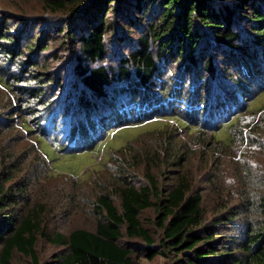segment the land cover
<instances>
[{"label": "trees", "instance_id": "obj_1", "mask_svg": "<svg viewBox=\"0 0 264 264\" xmlns=\"http://www.w3.org/2000/svg\"><path fill=\"white\" fill-rule=\"evenodd\" d=\"M40 2L47 12L56 14L64 11L66 15L69 14L66 21H60L58 25L39 24L36 28H31L35 26L32 22L29 29L26 27L27 20L21 19L24 27L13 25L18 26L13 34L7 31L9 27L0 31L3 61L15 56V59L21 60V55L28 57L21 61L23 63L15 65L19 66L18 74L3 77L0 73V88L8 90V93L15 89L13 97L16 101L19 96H40V101H36L46 106L47 96L45 90L40 91L39 84L49 75L47 71L51 64L57 62V71L54 72L57 76L49 79L47 85L54 82L60 88L62 78L64 81L71 78L76 80L82 88L80 97L76 99V106L79 107L76 111L79 113L85 109L86 115L93 106L91 99L99 100L109 88L126 83L130 97L134 92L143 93L142 102L153 107L158 103L159 108L156 109H161L167 118L174 117L183 129L186 125L195 124V120L189 116L199 112L206 115L205 120L209 121L213 107L222 109L220 116L213 119L220 118L226 122L230 116L238 117L233 110L240 100L245 101L250 96L245 83L249 84L254 76L264 78V73H259L257 70L260 69L253 67L255 63L264 65V0ZM3 25L1 23L0 28ZM35 29L39 32L32 37L31 32ZM244 29L250 32L246 34L247 39ZM125 31L136 35L132 40L134 45L121 54L117 48L126 37L122 34ZM207 33L208 40L204 41ZM49 42H54L56 48L52 49ZM63 52L72 55L71 61L68 66L59 67L63 63L59 60ZM39 55H42L40 62L37 60ZM229 58L236 64L238 59L251 63L244 68L236 66L238 73L227 78L237 85L229 86L226 91L215 95V100L210 104L205 101L207 97H203L205 91L202 89L198 92L199 87L195 85L185 89L176 84L175 87L170 86L169 91L163 87L159 94L152 92L154 82L159 80L157 78H160L165 65L171 64L172 68L175 65L176 71L182 68L183 73L200 71L211 77L216 73V64L221 62L222 65ZM27 66H30L28 76L34 78L31 82L38 85L15 88L8 78L18 82ZM66 66L69 72H64ZM220 73L227 74L226 71ZM195 77L200 82L205 76L198 74ZM239 77L243 79V84L237 83ZM137 102L138 99L131 98L125 103L121 101V104H116L111 98L103 100L102 105L116 106L117 115L126 116L130 110L123 108ZM163 104L165 107H161ZM156 109H151V113ZM145 110L137 109V112L149 116L150 109ZM35 115L37 113H30L31 117ZM109 120L115 124L122 123L116 116ZM8 121V118H0V129ZM52 121L53 116L50 124ZM20 123L26 132L32 131L27 116L21 117ZM233 124L232 120L226 126ZM164 140H167V136ZM9 165L11 168H8ZM4 166L7 170L3 174H11L15 163L11 161ZM147 178L146 185L137 187L126 182L118 188L119 208L108 195L97 197L94 230L78 228L68 234L44 233L39 228L40 213L31 210L22 214L21 200L10 193L11 187L0 185V264H12L14 253L29 257V264H40L35 251L38 234L51 245L64 248L45 264H140L141 258L151 260L156 256L167 258L171 264H264V192L244 194L232 204L222 201L208 212L201 191L193 190L187 176L181 174L176 179L169 178L164 188L152 175H147ZM149 208L157 211L152 224L159 232L158 241L156 231L144 226L140 219L141 213Z\"/></svg>", "mask_w": 264, "mask_h": 264}, {"label": "rangeland", "instance_id": "obj_2", "mask_svg": "<svg viewBox=\"0 0 264 264\" xmlns=\"http://www.w3.org/2000/svg\"><path fill=\"white\" fill-rule=\"evenodd\" d=\"M68 15L64 11L56 14L45 11L40 0H0V24H4L0 31L9 27L7 31L13 34L18 28L13 25L24 27L21 19L27 20L26 27L29 29V23L32 22L35 26L31 28L46 23L58 25L60 21H66ZM38 32V29L31 32L32 37ZM243 33L244 37L250 34L248 29H244ZM122 34L126 37L117 48V52L119 50L121 54L127 51V47L134 45L132 40L136 35L127 31ZM208 35L209 33L204 36V41L208 40ZM54 42H49L52 49L56 48ZM217 53L219 54L218 51ZM3 56L0 52V70H4L0 73L3 77L18 74L19 66L15 65L28 59L21 55V60L15 59V56L9 61H3ZM71 57L69 52H63L59 57L63 63L59 67L66 64L68 66ZM258 58L261 60L260 56ZM250 59L249 57L248 60ZM37 60L40 62L42 55L37 56ZM248 60L238 59L237 64L232 58L225 59L222 65L218 62L216 73L211 77L200 71L183 73L182 68L176 71L175 65L173 68L171 64L165 65L160 78H157L159 80L154 82L152 92L159 94L163 87L169 91L176 84L185 89L195 85L199 87L198 92L202 89L205 91L203 97H207L205 101L210 104L215 100V95L226 91L229 86L237 85H233L227 76L238 73L236 66H250L251 62H247ZM28 67L30 66L25 68L23 77L18 82L7 77L8 82L15 85V88L37 86L38 84L31 82L34 78L28 76ZM57 67V62L51 64L47 71L49 75L39 84L40 91L45 90L47 96L46 106L40 104V96H19L16 101L13 97L15 89L8 93V90L0 88V118L9 119L0 129V185L11 187L10 193L21 200L22 214L31 210L40 213L39 228L44 233L68 234L78 228L94 230L97 221L94 208L96 198L106 194L119 208L118 188L126 182L137 187L146 185L149 174L163 188L169 178L176 179L181 174L187 176L193 190L201 191L204 207L208 212L222 201L232 204L244 194L264 192V78L259 79L253 75L254 79L249 84L245 83L250 96L245 101L240 100L233 110L238 113L235 114L238 117L230 116L226 122L220 118L213 119L212 117H219L222 112L219 106L213 107L209 121L205 120L206 115L199 112L189 116L191 120H195V124L191 123V126L186 125L181 129L174 117L167 118L161 109H156L159 108L158 103L153 107L142 102L143 93L134 92L130 97L126 83L109 88L99 100L91 99L93 106L86 115L85 109L79 113L76 111V99L80 97L79 91L82 88L77 85L76 80L71 78L64 81L62 78L60 88L54 82L47 85L49 79L57 76L54 73ZM253 67L259 68V73H264V65L255 63ZM69 71L68 68L64 70ZM222 71L227 74L220 73ZM198 74L205 76L200 82L198 77L194 78ZM239 79L237 83L243 84V79ZM111 98L116 104H121V101L125 103L131 98L138 99V102L125 106L123 109L130 112L126 116H120L114 109L116 106L113 108L102 105L103 100ZM220 99L219 97V102ZM137 109L142 112L150 109V115L142 112L139 114ZM151 109L156 110L151 113ZM30 113L37 115L31 117ZM26 116L31 132L21 128L20 119ZM52 116L53 123L50 124ZM115 116L122 123H111L109 118ZM232 120L234 124L226 126ZM165 136L167 140H164ZM38 137L45 141L41 142ZM11 161L15 163L13 172L3 174L7 170L4 164ZM156 216L157 211L149 208L141 213L140 219L144 226L156 231L155 238L158 241L159 232L152 224ZM63 250V247L51 245L40 234L37 235L35 251L40 264L47 263ZM11 262L29 264L31 261L29 257L14 253ZM140 264L171 263L163 256H156L151 260L141 258Z\"/></svg>", "mask_w": 264, "mask_h": 264}]
</instances>
